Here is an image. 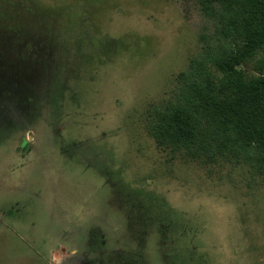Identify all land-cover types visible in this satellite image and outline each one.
<instances>
[{
	"label": "rangeland",
	"instance_id": "1",
	"mask_svg": "<svg viewBox=\"0 0 264 264\" xmlns=\"http://www.w3.org/2000/svg\"><path fill=\"white\" fill-rule=\"evenodd\" d=\"M219 22L208 0H0V264H264V173L161 142Z\"/></svg>",
	"mask_w": 264,
	"mask_h": 264
},
{
	"label": "trees",
	"instance_id": "2",
	"mask_svg": "<svg viewBox=\"0 0 264 264\" xmlns=\"http://www.w3.org/2000/svg\"><path fill=\"white\" fill-rule=\"evenodd\" d=\"M208 1L220 7L216 34L231 42L181 73L161 114V142L208 163L249 162L264 173V0Z\"/></svg>",
	"mask_w": 264,
	"mask_h": 264
}]
</instances>
